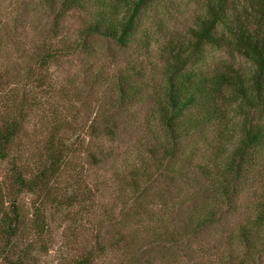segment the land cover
Segmentation results:
<instances>
[{"label": "trees", "instance_id": "obj_1", "mask_svg": "<svg viewBox=\"0 0 264 264\" xmlns=\"http://www.w3.org/2000/svg\"><path fill=\"white\" fill-rule=\"evenodd\" d=\"M0 264H264V0H0Z\"/></svg>", "mask_w": 264, "mask_h": 264}, {"label": "rangeland", "instance_id": "obj_2", "mask_svg": "<svg viewBox=\"0 0 264 264\" xmlns=\"http://www.w3.org/2000/svg\"><path fill=\"white\" fill-rule=\"evenodd\" d=\"M181 2V1H180ZM180 4V9L182 10V12L186 11L188 12V7H186V4H184V2H181L179 3ZM191 7H195V4L194 3H191L190 4ZM34 8V7H33ZM33 10V14L36 16V17H44V12L41 11V7L39 6H35V9H32ZM170 10V9H169ZM175 14H169V12H165V20H166V23H168L171 27H175L176 25H178V20L176 19L177 17H179V15H177V12L174 11ZM175 15V16H174ZM220 56L219 57H223L224 55L222 53H219Z\"/></svg>", "mask_w": 264, "mask_h": 264}]
</instances>
